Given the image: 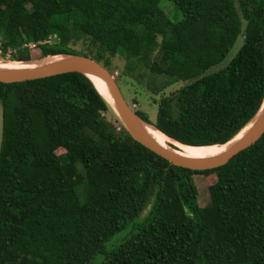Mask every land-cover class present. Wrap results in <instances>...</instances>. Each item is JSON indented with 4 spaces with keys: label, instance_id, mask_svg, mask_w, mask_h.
I'll use <instances>...</instances> for the list:
<instances>
[{
    "label": "trees",
    "instance_id": "trees-1",
    "mask_svg": "<svg viewBox=\"0 0 264 264\" xmlns=\"http://www.w3.org/2000/svg\"><path fill=\"white\" fill-rule=\"evenodd\" d=\"M172 1L177 22L160 0H0V51L90 56L158 102L155 121L134 108L146 122L183 144H225L264 101V0ZM0 101V264H264V134L193 170L135 140L82 73L0 82ZM195 174L216 176L205 206Z\"/></svg>",
    "mask_w": 264,
    "mask_h": 264
},
{
    "label": "water",
    "instance_id": "water-1",
    "mask_svg": "<svg viewBox=\"0 0 264 264\" xmlns=\"http://www.w3.org/2000/svg\"><path fill=\"white\" fill-rule=\"evenodd\" d=\"M58 55L61 56L62 58L58 60H53L48 63H44V60L47 57L57 56V55H48L39 59H35L36 61H41L42 64L33 67L0 68V82H6V83L21 82V81L50 77L68 72L82 73L92 81V83L95 85L99 93L111 105L114 112L120 119L121 123L124 125V127L133 136L135 140H137L142 145L152 150L156 154L167 159L172 164L193 170H207L226 164L233 156L253 145L264 134V101H263L258 113L250 122L251 127L246 132V134H244V136H242L236 142L230 144L225 150H223L222 152L218 153L215 156L207 157V158H194L190 156H185L179 152L174 151L173 149H169L160 145L149 135V133L145 129V125L146 124L151 125V124L146 122L144 119H142L137 114V112L130 106V103L126 101L122 93V90L120 89V86L115 79V76L102 63L86 55H79V54H58ZM91 76L98 77L105 84V86L109 91L110 98L112 99V101H110V99H108V97L104 95V93L100 90V88L98 87V85ZM4 129H5V107L4 104L0 101V155L2 152L3 141H4ZM168 137L173 141L179 142L170 136ZM234 138H232L231 140H233ZM151 208H152V202H150L148 206L143 210L141 216L145 217L149 213Z\"/></svg>",
    "mask_w": 264,
    "mask_h": 264
},
{
    "label": "rangeland",
    "instance_id": "rangeland-1",
    "mask_svg": "<svg viewBox=\"0 0 264 264\" xmlns=\"http://www.w3.org/2000/svg\"><path fill=\"white\" fill-rule=\"evenodd\" d=\"M160 6L167 12L169 17L177 22L180 21L183 17L182 12L178 9L177 5L172 1V0H160ZM244 37L241 34L238 39L236 40L235 44L227 54L226 58L217 66H215L213 69L225 66L229 61L236 55L237 51L241 47L243 43ZM79 48V47H78ZM31 54H32V59H39L42 58L40 54V50L37 46H33L31 49ZM64 54V53H61ZM58 55V54H55ZM4 57V58H3ZM7 59V60H6ZM0 61H15L11 60L7 56H3L1 51H0ZM124 59L117 56L116 59H114V65L117 67L121 68L124 65ZM117 75V72L115 73V76ZM120 89L122 90V93L126 99L127 102L133 104L134 98H138L137 102V108L148 114L149 118L152 121L156 120L157 117V112H158V102H154L153 97L149 96L147 93L143 92L142 89H140L135 82L131 80H124V79H119L117 80ZM186 84L185 81H179L172 85L171 87L168 88L167 93L177 90L184 86ZM157 100L159 97L157 95L154 96ZM58 154H64L65 150L64 149H59ZM194 180L196 182V185L199 190V203L201 206H205L209 203V187L216 181V176L215 175H205V174H195L194 175ZM128 228L123 230L122 232L118 233L112 241H116L119 238H123L127 235ZM102 260V255H98L93 259V262L91 264H100Z\"/></svg>",
    "mask_w": 264,
    "mask_h": 264
},
{
    "label": "bare ground",
    "instance_id": "bare-ground-1",
    "mask_svg": "<svg viewBox=\"0 0 264 264\" xmlns=\"http://www.w3.org/2000/svg\"><path fill=\"white\" fill-rule=\"evenodd\" d=\"M60 58L62 57L59 55L50 56L44 60V63H48L53 60H58ZM40 64H42L41 61H36L35 59L29 60V61H5V62L0 61V68H21V67L28 68V67H33V66H37ZM91 77L94 79V81L96 82L100 90L104 93V95H106L108 99L112 101V99L110 98L109 91L107 87L105 86V84L98 77H95V76H91ZM250 127H251V123L248 124L243 129H241V131L236 135V137L235 138L233 137L234 139L226 144H216V145H208V146H190V145H186V144L173 141L168 136H166L163 132L157 130L152 125H148V124L145 125L146 131L160 145L166 148H169V149H173L174 151L179 152L185 156H190L194 158H207V157H212V156L217 155L218 153L225 150L230 144L236 142L242 136H244V134H246V132L249 130Z\"/></svg>",
    "mask_w": 264,
    "mask_h": 264
},
{
    "label": "built area",
    "instance_id": "built-area-1",
    "mask_svg": "<svg viewBox=\"0 0 264 264\" xmlns=\"http://www.w3.org/2000/svg\"><path fill=\"white\" fill-rule=\"evenodd\" d=\"M54 39H55V40L57 39L56 35H52V36L49 38V40H47V41L50 42V41H52V40H54ZM29 46H30V47H33V46H36V45H34V44H30ZM130 106L134 109V108L137 107V104L133 103V104H131Z\"/></svg>",
    "mask_w": 264,
    "mask_h": 264
}]
</instances>
